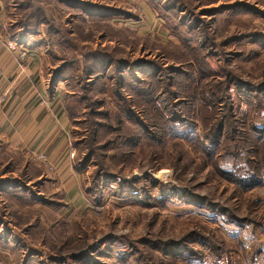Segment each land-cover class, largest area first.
<instances>
[{
    "label": "trees",
    "instance_id": "trees-1",
    "mask_svg": "<svg viewBox=\"0 0 264 264\" xmlns=\"http://www.w3.org/2000/svg\"><path fill=\"white\" fill-rule=\"evenodd\" d=\"M58 1L85 11L91 19L123 15L83 5L76 0ZM149 1L155 7L159 5L165 15L176 19L179 26L195 31L194 39L192 36L182 39L183 48L180 49L189 57L185 66L167 67L144 57L130 62L114 55L123 53V50L108 48L88 52L79 63L67 61L51 74L50 94L59 82L72 87L69 95L63 96V109L72 128L82 129L76 134L80 140L78 148L81 149L78 170L82 171L88 165L94 167L85 194L91 203L96 204H100L106 194L119 200L132 199L143 206L165 207L174 201H189L201 215L208 214V219L238 229L236 237L240 240L247 237L252 240L245 264H255L259 260L264 264V243L260 238H264V222L238 218L235 210L230 212L223 206L194 198L186 192L181 198L174 192L169 195L161 189L165 185L147 177L123 180L108 165L105 166L108 151H113L110 165L118 163V169L124 171L131 168L133 159L141 154L143 147L151 149L149 154L152 158L158 152L166 153L171 149L167 155L176 157L174 179L183 182L181 175L186 164L182 159L190 151L189 154H195L199 160L191 159L192 162L197 161L195 171L199 173L207 169L205 180L210 182L213 179L231 188L230 197L235 202H240L244 195H250L252 200L248 202L252 203V208L264 203V74L258 82L250 83L239 74L229 72L227 69L236 57L231 53L224 54L221 49L231 44L238 46L245 40L234 37L217 42L215 33L211 31L214 22L225 15L228 19L241 10L251 11L258 17H264V14L254 6L242 4L241 0L231 6L220 5L209 10L200 11L201 7H198V13L186 8L185 3L189 0ZM218 3V0H212L208 5ZM253 3L257 5L256 1ZM17 7L27 10L30 3L26 1ZM22 28L23 33L32 34L29 27ZM45 31L49 36L53 32L51 27ZM245 38L249 39L252 48L256 47V51L264 50V33L260 29L252 27V34ZM192 39L194 44H191ZM256 51L252 50L253 60L261 54ZM192 53L198 56L192 57ZM214 59L219 64L217 73L207 71L211 66L210 60ZM74 67L79 73L75 77ZM242 110H247L245 115ZM251 112L252 118H249L246 114ZM255 117H260L263 124L258 126ZM22 175L25 176L22 182L17 180L7 184L0 181V195L17 200L22 207L35 203L51 209L61 207L58 202L37 197L32 192L33 187L27 186L34 179L37 188L50 183L42 170L30 164ZM13 218L15 227L20 226L15 222V214ZM23 226L25 229L37 228L28 220L23 222ZM80 226L82 236L77 231L66 236L60 234V240L48 245L41 242L55 254L54 260L48 264H241L230 260L225 249L210 239L212 235L208 238L202 232L204 228L200 223L177 239H152L150 236L136 243L122 244L118 239L107 236L91 246L84 239L85 232ZM113 242L118 243L122 250H113L116 245ZM0 245L11 250L16 246H10L6 237L3 241L0 238ZM239 246L244 247L242 241ZM64 250H68L67 254L62 255Z\"/></svg>",
    "mask_w": 264,
    "mask_h": 264
},
{
    "label": "rangeland",
    "instance_id": "rangeland-1",
    "mask_svg": "<svg viewBox=\"0 0 264 264\" xmlns=\"http://www.w3.org/2000/svg\"><path fill=\"white\" fill-rule=\"evenodd\" d=\"M26 1L30 3V8L19 10L17 6ZM76 1L83 5L120 12L123 15L96 20L91 19L85 11H81L75 6H68L58 0H0V57L3 49L8 52L6 61L8 58L11 61H14L15 58L25 59L27 51L30 49L35 51L36 56L43 62L42 76L45 81L44 87L48 93H50L49 81L53 70L67 61L77 63L83 61L90 51L118 48L123 50V53L114 54L116 58L132 62L144 57L156 60L167 67L175 65L183 67L189 61L186 52L180 48H183L181 45L183 37L190 38L192 36L194 39L195 31H189L187 27L179 26L177 20L172 19L171 15H165L160 11L159 5L155 7L154 3L149 0ZM189 1H187L188 4L185 3V6L191 11L193 10V13H198V7H201V11L217 8L220 5L231 6L240 2V0H218V4L209 6L208 4L212 0ZM255 1L257 5L253 3ZM241 3L251 8L254 6L264 14V0H241ZM226 16L217 19L211 27V31L215 33L216 41L234 37L241 38L240 41L245 40L238 46L231 44L228 48L221 49L223 53H231L236 57L227 70L239 74L244 81L258 82L264 74V50L258 49L256 51V47L252 48V45L249 44L251 42L245 36L252 34V27H256L264 33V17L259 16V18L258 15H253L251 11L246 12L245 10L234 13L228 19ZM41 19L43 20L42 23L40 22ZM37 22H39L38 25ZM21 26L32 29V34L23 33ZM48 27H51L53 31L50 36L45 31ZM193 39L191 44L195 43ZM252 50L256 51L257 54L261 53L255 60L252 59ZM249 53L251 54L248 59ZM193 56L198 55L192 53ZM58 60L65 61L60 62ZM177 62L181 63L177 65ZM210 65V68L207 69L208 72L217 73L219 71V64H216L215 59L210 60ZM201 67L205 69L204 64H201ZM78 74L74 67L73 76ZM57 88L63 105V96H68L72 87L65 85L64 82H59L51 94H54ZM241 112L245 115L247 110ZM246 115L252 118V112ZM254 120L258 126L263 124L260 117H255ZM68 122L70 124V141L68 142L71 158L69 160L70 167L75 171L80 168L78 159L81 152V149L78 148L80 140L76 134L82 129L76 126L74 129L69 120ZM73 132L75 136H72ZM11 147L10 144L4 143L0 139V181H5L7 184L15 183L17 180L22 182L25 177L22 174L30 164L31 167L37 166L46 176L50 171H48L47 166L55 168L54 165L49 164L47 156L42 151L31 154L29 146H24L25 148ZM150 150L143 147L141 154L133 159L131 168L124 171L118 169L116 166L118 163L110 165L109 158L113 156V151H108L105 166L108 165L107 167L119 174L123 180L147 177L165 185L161 189L167 191L166 193L169 195L174 192L178 198H181L182 194L186 192L194 198H203L210 204L223 206L230 212L235 210V215L238 218L248 221H252L253 218V220L264 222V203L252 208V203L248 202L252 200L250 195H244L240 202H235L230 197L231 188L225 184H219L213 179L210 182L205 180L207 169L199 173L195 171L197 161H191L192 158L198 160L195 154H189L190 151H187L182 159V162L186 164V170L181 175V179L184 181L179 182L178 179H174L176 157L167 155L171 149L167 150L166 153L158 152L154 158L150 157ZM40 154L46 157V164L35 159L34 156ZM50 172L51 174L48 175L50 177L47 178L51 179L52 183H43L37 188L34 185L36 180L34 179L27 186L33 187L32 192L37 197L58 202L60 208H45L38 203L22 207L17 200L14 201L11 197L0 195V238L3 241L6 237L10 246L16 245L13 250L0 245V264H48L51 259L54 260L55 254L49 249L47 250L46 246L41 245V242L44 241L48 245L50 242L60 240V234L66 236L77 231H80L81 233L78 234L82 236L80 225L85 232L84 239L89 241L88 244L91 246L107 236L118 239L122 244L136 243L150 236H153L152 239L157 237L162 240L177 239L186 232L193 230L195 224L198 223L205 229L202 232L206 236L208 235V238H210V234L212 235L210 239L214 244L225 249L230 260L238 261L241 264L247 262L246 258L250 252L252 240L249 237L240 240L236 237L238 229L208 219L206 217L209 216L208 214L201 215L197 207L189 201H174L165 207L143 206L134 203L135 201L132 199L119 200L106 194L100 204L91 203L85 194V190L90 186V176L94 172V167L88 165L82 171L77 172L81 175V180H79L81 196L79 202L76 201V204H72L70 197L77 190L72 193L66 182L58 183V178H56L53 169ZM161 189L158 190L161 191ZM247 204H249V208ZM14 214L15 222L20 224L18 227L13 224ZM25 220H28L32 226L35 223L37 228L25 229L23 226ZM260 238L261 242L264 243V238ZM240 241L245 248L239 246ZM115 244L113 250L121 251L122 247L118 243ZM67 251L64 250L62 255L67 254ZM177 264L182 263L177 262ZM255 264H261V261L259 260Z\"/></svg>",
    "mask_w": 264,
    "mask_h": 264
},
{
    "label": "crops",
    "instance_id": "crops-1",
    "mask_svg": "<svg viewBox=\"0 0 264 264\" xmlns=\"http://www.w3.org/2000/svg\"><path fill=\"white\" fill-rule=\"evenodd\" d=\"M1 54L0 139L11 148L29 146L31 154L42 151L49 164L55 166L52 169L58 183L66 182L72 193L77 190L70 197V203L76 204L81 196V175L70 167V124L62 112L58 88L50 94L44 87L43 62L35 51L30 49L25 59L14 61H6V50H1Z\"/></svg>",
    "mask_w": 264,
    "mask_h": 264
},
{
    "label": "built area",
    "instance_id": "built-area-1",
    "mask_svg": "<svg viewBox=\"0 0 264 264\" xmlns=\"http://www.w3.org/2000/svg\"><path fill=\"white\" fill-rule=\"evenodd\" d=\"M34 157L40 163L46 164V157L44 155L40 154V155L34 156ZM47 168H48V171L49 170L52 171V168L50 166H47ZM50 171H49V173H51Z\"/></svg>",
    "mask_w": 264,
    "mask_h": 264
}]
</instances>
